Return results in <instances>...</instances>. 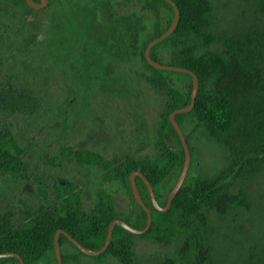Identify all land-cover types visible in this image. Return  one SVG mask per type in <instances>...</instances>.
I'll list each match as a JSON object with an SVG mask.
<instances>
[{"label":"trees","instance_id":"16d2710c","mask_svg":"<svg viewBox=\"0 0 264 264\" xmlns=\"http://www.w3.org/2000/svg\"><path fill=\"white\" fill-rule=\"evenodd\" d=\"M40 2V0H36ZM59 0H48L47 8ZM181 16L177 29L153 47L152 58L160 63L193 70L200 87L196 104L190 112L176 115L188 141L192 162L188 176L168 211L155 208L149 190L137 177L145 203L153 215L151 228L144 234H134L117 225L108 249L97 256L83 253L65 234H61L64 264H79L80 256L114 258L115 264H147L136 253V239L150 238L165 247L174 246L160 264H217L208 242L209 214L220 219H237L252 205L245 183L264 175V27L250 30L242 36H215L212 25V0H174ZM45 9V10H46ZM142 9L153 16L152 31L143 39L141 66L135 72L165 101L157 124L155 155L108 159L91 149L68 147L62 157L76 156L85 166L101 172L103 184L97 192L94 207L85 209L83 189L68 181L56 184L57 202L38 211H29L24 223L17 226L12 207L0 208V253L20 254L26 264H59L55 252V234L64 229L85 246L101 249L110 223L123 219L142 229L147 213L136 200L130 176L141 171L154 187L157 200L165 206L184 166L185 150L170 115L191 103L193 77L185 72L160 70L145 56L149 43L162 35L175 18L173 6L166 0H143ZM264 16V0H258ZM38 9L27 0H0V43L6 39L18 42L23 36L27 18ZM23 37V53L31 54L42 43L36 31ZM221 43L222 47L213 46ZM0 52V173L24 178L29 170L26 148L16 134L19 118H35L44 111V95L36 75L19 71H4ZM202 135L215 143L223 153V162L214 174H201L194 140ZM174 136L178 148L171 146ZM120 183L134 202L126 215H121L112 192L104 184ZM46 197V191H41ZM0 264H21L16 257L0 258ZM250 264H264V259L252 255Z\"/></svg>","mask_w":264,"mask_h":264},{"label":"rangeland","instance_id":"374dc122","mask_svg":"<svg viewBox=\"0 0 264 264\" xmlns=\"http://www.w3.org/2000/svg\"><path fill=\"white\" fill-rule=\"evenodd\" d=\"M212 25L218 38L242 36L264 27L258 0H212ZM143 0H59L27 18L18 42L0 43L4 71L36 75L44 95V111L35 118H19L16 134L26 148L29 170L24 178L0 173V208L12 207L20 226L29 211L57 202L56 184L73 181L83 189L87 210L94 207L103 181L96 167L80 164L76 156L62 157L68 147L91 149L106 158L155 155V135L164 99L140 81L143 39L152 31L153 16ZM46 9V10H45ZM44 42L23 53V37L33 30ZM221 43L213 46L221 48ZM172 147L178 148L174 136ZM201 174H214L223 153L199 135L194 140ZM121 215L134 206L120 183H105ZM251 209L237 219L209 214L208 242L217 264H250L252 255L264 259V175L245 183ZM46 191V197L41 191ZM174 246L150 238L136 239V253L147 264H160ZM114 258L80 256L79 264H115Z\"/></svg>","mask_w":264,"mask_h":264},{"label":"water","instance_id":"95a60500","mask_svg":"<svg viewBox=\"0 0 264 264\" xmlns=\"http://www.w3.org/2000/svg\"><path fill=\"white\" fill-rule=\"evenodd\" d=\"M166 1L173 6V8L175 10V18H174L172 24L170 25V27L167 29V31H165L162 35H160L159 37H157L156 39H154L153 41H151L149 43V45L147 46V48L145 50V56H146L148 62L153 67H155L157 69L176 71V72H185V73L192 75V77H193V91H192V96H191V103L186 107L176 109L170 115V121H171L172 125L174 126L177 134L179 135L181 143H182L183 148L185 150V160H184V166H183V169L181 171V174H180L175 186L173 187V189L171 190V192L168 196V201H167L166 205L162 206L158 202L156 193L154 191V187L151 184V182L148 180V178L141 171H134L130 176V181H131L132 190H133V193H134L136 200L145 209V211L147 213V224H146V226L142 229H138L135 226L127 223L123 219L113 220L110 223V226L108 229L106 242H105L104 246L99 250H93V249L85 246L78 239H76L72 234H70L68 231H66L64 229H58L56 234H55V252H56V257H57L59 264H64L63 256H62V246H61V242H60L61 234H65L69 238V240L74 245H76L83 253L90 255V256H97V255L104 253L108 249L109 244H110L112 237L114 235L115 227L117 225H121L124 228H126L127 230H129L130 232H132L134 234H139V235L146 233L151 228L152 223H153L152 211H151L150 207L145 203V201L142 197L141 191H140L138 183H137V177L142 178V180L145 182V184L149 190V194L151 196V200H152L155 208L160 210V211H168L172 206V203H173L175 196L181 190V188H182V186H183V184H184V182L188 176V173H189V170L191 167V162H192V153H191L188 141L186 139L185 133H184L182 127L180 126V124L178 123V121L176 119V115L180 114V113L190 112L194 108V106L196 104V99H197V96L199 93L200 80H199L198 75L191 69L181 67V66H176V65L163 64V63H160V62H158L152 58L151 51H152L153 47L156 46L157 44H159L160 42H162L167 37H169L177 29V27L179 25V21H180L181 12H180V9H179L178 5L176 4V2L174 0H166ZM27 2L37 9H42L48 5V0H40V2H37L36 0H27ZM5 257H16L19 259L21 264H26L24 258L20 254L15 253V252L0 253V258H5Z\"/></svg>","mask_w":264,"mask_h":264}]
</instances>
